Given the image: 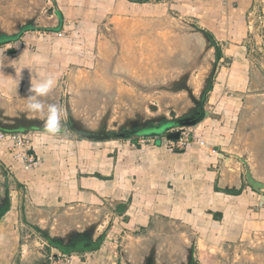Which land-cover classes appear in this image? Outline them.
I'll list each match as a JSON object with an SVG mask.
<instances>
[{"label": "crops", "instance_id": "obj_1", "mask_svg": "<svg viewBox=\"0 0 264 264\" xmlns=\"http://www.w3.org/2000/svg\"><path fill=\"white\" fill-rule=\"evenodd\" d=\"M51 1L62 17L58 29L30 24L16 37L0 38L7 57L0 92L20 107L28 102L31 84L27 94L21 90L36 73L56 79L59 70L106 55V25L121 28L143 15L138 6L148 10L145 21L157 15L168 19L170 13L205 33L214 46L217 76L201 121L190 126L203 145L195 141L182 152L167 146L171 127L162 134L105 140H59L42 132L32 138L31 154L39 163L27 168L10 152L8 139L0 142V213L3 201L9 202L0 217V264H15L17 252H27L21 237L28 232L22 228L35 230L48 220L42 230L68 232L78 227L81 212L95 208L112 210L123 224L120 254L113 239L110 249L68 251L64 264H144L149 256L154 264H264V194L251 187L242 161L264 182V41L249 28L250 15L264 0ZM22 2L1 0L7 18L2 22L13 24L12 30L23 15L10 6ZM14 185L25 190L24 208L22 193L14 200L8 191ZM19 210L33 214L28 224H19ZM50 251L59 258V249L52 245ZM48 259L38 254L22 263L48 264Z\"/></svg>", "mask_w": 264, "mask_h": 264}, {"label": "rangeland", "instance_id": "obj_2", "mask_svg": "<svg viewBox=\"0 0 264 264\" xmlns=\"http://www.w3.org/2000/svg\"><path fill=\"white\" fill-rule=\"evenodd\" d=\"M22 1L18 5L10 6L11 11L23 15L22 20L38 14L40 18H36L32 25L42 27L55 23V19L49 20L44 17L49 9H54V2L51 0ZM138 8V10L143 11L140 13L138 11L137 14L139 15L143 13V15L137 17L138 19L133 18L130 22L126 21L125 25L122 23L121 28H119V25L115 29L113 24L106 25L110 26L109 30L107 29L110 34L105 32L109 38L106 39L107 43L103 44L102 48V51L107 53L106 55L103 54L93 59V63L89 65L83 63L74 68L71 67L73 69L69 68L67 71L59 70L56 72L55 82L57 81L58 85L55 86L49 97L44 99L46 106L47 104H57L61 107L62 120L66 119L64 106L66 102H69L77 118H81L93 128L97 127L98 122L106 112L111 115L110 128L123 122L126 118H134L136 114L147 118L160 114H166L169 117L171 116L169 110L173 109L175 115H181L188 108L193 107V103H191L186 92H177L180 88L175 87V85L180 77L186 73L185 83L194 90V96L199 100L207 76L211 75V83L217 76L216 67L214 69L211 67V62L214 60L213 51H208L204 40L195 34L197 30L195 26L186 24L170 13L168 19L163 20L161 15H157L145 21L146 13H148L147 8L143 9L139 6ZM140 17L144 20H139ZM5 19L7 20L2 11L0 0V27L3 29L9 28L8 32L12 33L14 30L8 25L13 24L3 23L2 20ZM109 45L112 49L108 48ZM97 51L98 49H96ZM2 63V57H0V82H2ZM30 84L31 82H27L24 89L21 90V94H27ZM8 96L9 94L0 92V107H6L4 110L7 116H16L17 112L21 111L28 112L30 116L41 119L46 117V109L44 113L30 112L27 109L28 102L20 107V104L11 102ZM206 96L207 92L202 97L203 105ZM155 130L159 131V134L165 131L164 128ZM27 133L33 139H37L41 134H44L42 131H27ZM54 136H60L59 140H66V136L79 137L70 130ZM130 137L133 138V135ZM114 139L116 138L114 137ZM14 186L11 189L9 188L8 191L10 190L14 200L18 198L17 192L22 193L19 199L22 197L24 208L26 204V200L23 199L25 190L17 188L16 185ZM95 209L97 210H91L89 213L80 211L79 217L75 219L79 223L78 227H73L70 231L84 232L87 229H93L94 240L99 236H103L99 246L109 247L110 249V241L114 239L118 242L117 252L120 254L121 241H119V236L123 224H120V220L115 219L116 216L112 215V210ZM14 211L11 210V215L14 214ZM28 212L27 210H19L20 225L24 222L28 224L29 217L33 216L32 213ZM47 222L48 220L44 221L41 223V228L35 230L34 228H28L29 231L22 228L25 233L28 232L25 240L21 237L23 244L26 245L27 252L25 254L17 252L15 264H23L22 260L25 262L31 258L33 259L38 254L42 256L46 254L48 258L51 256L50 247L52 244L46 242L43 234L38 230L49 226ZM62 230L53 229L51 233L60 234L61 236L68 233ZM51 233L46 231V234L51 235ZM58 252L59 258L51 260L52 262L48 260V264H64L65 261H61L67 259V255L64 252ZM215 254H212V256L215 257ZM223 263L226 264V262ZM210 264L217 263L212 262Z\"/></svg>", "mask_w": 264, "mask_h": 264}, {"label": "water", "instance_id": "obj_3", "mask_svg": "<svg viewBox=\"0 0 264 264\" xmlns=\"http://www.w3.org/2000/svg\"><path fill=\"white\" fill-rule=\"evenodd\" d=\"M133 2H137V3H141L144 2L146 0H131ZM54 12V13H52ZM55 16V21L57 20V23L55 26H42V28H46V29H58L60 24H61V18H60V14L58 12L55 11H51L50 9L46 12V16L44 15V17H47L49 15H53ZM40 16L38 14H35L34 16L31 17V19H23L20 20L19 22H15L14 26H13V32L12 33H7L4 32L2 29H0V38H7V37H16L17 35H19L25 28H27L31 23H28V21L30 20H36V18H39ZM34 23V22H33ZM31 26H34L31 24ZM197 33H199L205 44H206V49L208 51L212 50L214 51V46L210 40V38L203 32L201 31H197ZM216 55L214 54V60H212L211 62V67L212 69H214L216 67ZM193 70V69H192ZM185 75L186 73L180 77V80L176 83L175 87H179L178 85L182 83V81H184V85L181 87H179V91L177 92H186L191 103H193V107L188 108L186 110V112H184L181 115H175L174 114V110L170 109L169 111L171 112V116H167L166 114H160L157 116H152V117H143L139 114H136L134 116V118H126L123 122L116 124L113 128L109 127V122L111 119V115L109 112H106V114L100 119V121L97 124L96 128H93L91 126H89L88 124H86L81 118H77L74 113L73 110L69 104V102L65 103V113H66V119L62 120L63 123V131L62 133L59 134H63L65 132H68L69 130L74 132L75 134H77L80 138L83 139H87V140H105V139H109V138H124L126 136L130 137L131 135H138V134H143V133H147V134H151V133H159V131H156L155 129L160 128V129H165V127H171V126H177V127H181V126H194L191 123H193L195 120L188 122L187 118L188 116H190V114H192V112H194L195 109V105L196 102H198L200 100L201 97L204 96V94L208 91V88L211 84V75L207 76V78L205 79L203 88L201 90V95L199 100H197V98H195L194 96V90L186 85V81H185ZM3 107H0V132L1 133H5V134H28L27 131H42V121L43 119L41 118H37L34 116H30V114L27 112H17L16 116H7L6 115V111L4 110ZM204 115H207L206 112H204ZM9 119V122L5 123L6 119ZM66 120L69 122V130L65 124ZM20 123H25V124H30L33 125L35 129L32 130H28V129H24V130H18L15 129V127L20 124ZM14 128V129H13ZM124 132V133H123ZM179 132L175 131V132H170L167 135V138L170 140H177L179 138ZM219 148H215V151H218ZM242 161L244 162L245 166H246V170H247V177L249 180V183L251 185V187H254L255 189H258V191H260L261 193L264 194V182H261L259 180H257L255 178V176L253 175L252 171H251V167L249 166V164L246 162L245 159L242 158ZM35 228V227H34ZM39 232H41L43 235H45L44 230L38 229ZM78 234V233H82V232H77V231H68L67 234H65L64 236H50L49 234H46L45 236L48 238V240L50 241H57V242H61L62 244H65L66 241L70 240V237L72 234ZM122 262V261H121ZM123 264V262L121 263Z\"/></svg>", "mask_w": 264, "mask_h": 264}, {"label": "built area", "instance_id": "obj_4", "mask_svg": "<svg viewBox=\"0 0 264 264\" xmlns=\"http://www.w3.org/2000/svg\"><path fill=\"white\" fill-rule=\"evenodd\" d=\"M249 28L252 33L255 31V29H257L259 38L262 40V42L264 41V3L262 4V7L259 9V11L257 10L250 15ZM63 33L64 31H60L57 32L56 35L60 38L63 36ZM44 35L50 36V33H46ZM256 47L259 48L260 44L258 45L256 43ZM175 131L180 133L179 138L177 140L167 139V146L170 151H185L195 141L200 145H203V142H201L197 135L193 134L192 127H177L172 129L168 133ZM7 139L11 143L10 152L14 153L16 158L23 160V162L27 164V168L34 167L39 163L38 159L33 157V155L31 154V150L33 149V140L29 136V134H5L0 132V142ZM53 259L57 258L51 255L48 260L51 261Z\"/></svg>", "mask_w": 264, "mask_h": 264}, {"label": "clouds", "instance_id": "obj_5", "mask_svg": "<svg viewBox=\"0 0 264 264\" xmlns=\"http://www.w3.org/2000/svg\"><path fill=\"white\" fill-rule=\"evenodd\" d=\"M2 62L7 59L5 53L0 51ZM55 79L51 76H41L36 73L29 89L30 95L27 97V109L33 113H44L46 109V117L42 121V130L50 135L62 133V109L57 104L45 105V99L49 97L55 88Z\"/></svg>", "mask_w": 264, "mask_h": 264}, {"label": "flooded vegetation", "instance_id": "obj_6", "mask_svg": "<svg viewBox=\"0 0 264 264\" xmlns=\"http://www.w3.org/2000/svg\"><path fill=\"white\" fill-rule=\"evenodd\" d=\"M33 22H34V20L28 21V23H31V24H33ZM183 85H184V81H182V83L179 84L178 86L182 88ZM195 106L196 107L194 109V112H192V114H190V116H188V118H187L188 122L193 121L196 118L201 116V113H202V110H203L202 97L200 98V100L198 102H196ZM9 121H10L9 119H6L5 123L9 122ZM65 124H66V126H67V128L69 130V122L67 120H66ZM176 127L177 126H171V128H176ZM15 129H18V130H24V129L32 130V129H35V128H34L33 125L20 123V124H18L15 127ZM45 235H46V232H45ZM99 237L94 240V230L93 229H87V230H85L82 233L72 234L71 237H70V240L66 241L65 244H62L61 242H57L56 240L53 241V242L50 241V240H48V241H49L50 244L55 246L61 252H66V251H70V250L71 251L72 250L79 251V250H85V249H88V248H91V247L97 245ZM144 264H154L152 256L147 257L145 259V261H144Z\"/></svg>", "mask_w": 264, "mask_h": 264}, {"label": "trees", "instance_id": "obj_7", "mask_svg": "<svg viewBox=\"0 0 264 264\" xmlns=\"http://www.w3.org/2000/svg\"><path fill=\"white\" fill-rule=\"evenodd\" d=\"M60 18H61V23H62V17H61V15H60ZM210 87H211V84H210L209 88H210ZM209 88H208V89H209ZM202 117H203V114L201 113V116L198 117V118H197L193 123H191V124H192V125H195V124L199 123V122L201 121ZM8 208H9V202H8V200H7V198H6V199L3 201V203H2V210H1V213H0V217H1L2 215H4V214L6 213V211H8ZM44 238L48 240V238H47L46 236H44ZM102 239H103V236H100L97 245H95V246H93V247H91V248L85 249V250H86V251H95L96 249H98V246H99V244H100V242H101ZM64 253H69V252L66 251V252H64Z\"/></svg>", "mask_w": 264, "mask_h": 264}]
</instances>
